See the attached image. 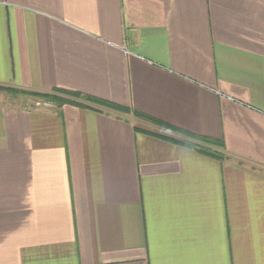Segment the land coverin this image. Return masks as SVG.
Wrapping results in <instances>:
<instances>
[{"label":"crops","instance_id":"crops-1","mask_svg":"<svg viewBox=\"0 0 264 264\" xmlns=\"http://www.w3.org/2000/svg\"><path fill=\"white\" fill-rule=\"evenodd\" d=\"M0 85L131 109L0 96V264H264V0H0Z\"/></svg>","mask_w":264,"mask_h":264},{"label":"trees","instance_id":"trees-1","mask_svg":"<svg viewBox=\"0 0 264 264\" xmlns=\"http://www.w3.org/2000/svg\"><path fill=\"white\" fill-rule=\"evenodd\" d=\"M0 89H8L12 91H21L24 93H28L29 95H33L37 98H40L43 100H49L50 102H53L57 104L58 106H62L64 104H74L78 106L92 107L96 109L95 107L90 105V103H94V104L101 105L109 109H113V110H117L121 112L131 111V109L126 106H122L120 104L107 101V100L89 95L87 93H83L81 91L65 89V88H60V87H56L51 90H28V89H18V88L0 85ZM132 112L140 118H143L154 124L160 125L166 129L177 131L181 134L187 135L190 138L186 140H181V139H177V138L165 135L157 131L143 130L147 133L154 134L159 137H162V138H165V139L177 142V143H181L187 146H192L194 148H197L200 152L216 157L218 159H225L228 157L226 146L222 139H214L210 137L196 135L194 133H190L188 131L176 128L172 125L159 121L148 115L140 113L139 111L133 110Z\"/></svg>","mask_w":264,"mask_h":264},{"label":"rangeland","instance_id":"rangeland-1","mask_svg":"<svg viewBox=\"0 0 264 264\" xmlns=\"http://www.w3.org/2000/svg\"><path fill=\"white\" fill-rule=\"evenodd\" d=\"M3 95L9 96L13 101L17 100L18 104H20L21 106H24L26 108L36 109V108H40V107H50L53 105L58 106L57 104L50 102L49 100H43V99L37 98L33 95H29L28 93H24L21 91H12V90H8V89H0V96H3ZM148 122H150V121H148ZM144 126L149 127L150 129H156V127L157 128L158 127L164 128L160 125H144ZM148 131H153V130H148Z\"/></svg>","mask_w":264,"mask_h":264}]
</instances>
